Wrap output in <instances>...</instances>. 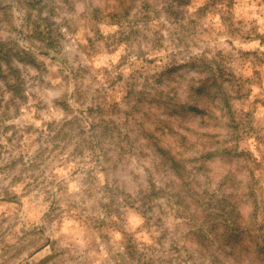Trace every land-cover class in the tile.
<instances>
[{
	"label": "clouds",
	"instance_id": "1",
	"mask_svg": "<svg viewBox=\"0 0 264 264\" xmlns=\"http://www.w3.org/2000/svg\"><path fill=\"white\" fill-rule=\"evenodd\" d=\"M0 264H264V0H0Z\"/></svg>",
	"mask_w": 264,
	"mask_h": 264
}]
</instances>
